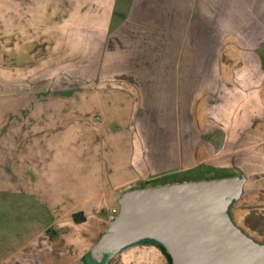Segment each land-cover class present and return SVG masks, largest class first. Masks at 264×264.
I'll use <instances>...</instances> for the list:
<instances>
[{
  "label": "crops",
  "instance_id": "obj_1",
  "mask_svg": "<svg viewBox=\"0 0 264 264\" xmlns=\"http://www.w3.org/2000/svg\"><path fill=\"white\" fill-rule=\"evenodd\" d=\"M24 1L32 7L25 16L45 23L46 30L37 35L41 39L36 35L21 37L42 40L43 48L29 65L14 69L93 71L89 73L92 81L85 86L108 85L109 77L124 80L115 86L129 89H96L95 101L104 104L94 110L53 111L49 105L37 104L29 112L30 127L25 128L21 140L12 143L15 159L9 165L14 171L13 188L8 185L4 143L5 148L0 149V172L5 173L0 193L14 192L33 200L32 209L46 212L49 221L28 241H0V264H83L86 249L80 246L87 240L86 226H90L91 247L108 230L112 210H120L124 187L139 181H166L156 185L194 181L189 177L194 172L222 174L219 177L244 175L242 194L231 205L230 215L238 228L264 244V138L247 142L253 121L264 117V100L257 94L251 102L246 101L237 85L239 101L233 99V104H228L229 112L211 116L204 112L216 66L202 61L208 37L203 40L197 34L189 45L175 42L173 46L171 38L177 39L174 30L167 40L166 32L160 35L149 23L134 24L137 9L154 6L150 0H128L118 18L120 0ZM168 1L154 0L156 10L162 13L156 22L165 21ZM175 1L180 5V0ZM72 59L77 65H70ZM79 98L85 101L87 95L81 93ZM171 103L175 105L166 109ZM74 116L89 120L72 122ZM257 127L263 124L256 126L255 132ZM40 132L48 134L51 142L40 143ZM256 144L261 157L255 167L254 159H247L245 152ZM233 150H245L239 154L243 161H231ZM77 213L85 220L76 222ZM50 230L56 231V237L49 236ZM136 246L151 249L157 257L165 255L157 242Z\"/></svg>",
  "mask_w": 264,
  "mask_h": 264
},
{
  "label": "rangeland",
  "instance_id": "obj_2",
  "mask_svg": "<svg viewBox=\"0 0 264 264\" xmlns=\"http://www.w3.org/2000/svg\"><path fill=\"white\" fill-rule=\"evenodd\" d=\"M127 1L120 0L117 7V18L124 13ZM150 1L152 2L151 5L154 6L144 5L143 10L141 7L135 11L138 17L136 18L137 21L134 20V24L148 26L147 23H149L151 29L161 31L160 35L166 32L167 40L170 32L174 30L177 39L171 38L173 46L175 42L180 43V45L183 44V47L189 45L197 34L201 35L203 40L206 36L208 37V43L205 41L203 44L205 58H202V61L206 63L208 61L215 62L216 66L215 79L208 88L211 91L206 94L210 101L205 104L204 109L206 108V110L204 112L208 115L219 114L223 111L229 112L230 107L228 104H233V99L239 101L237 99L238 92L235 93L238 86L241 88L243 99L246 101L251 102L257 94L262 95L264 100V0H180V5L175 0H171L167 2L169 9L167 8V17L163 22L162 20L156 22L157 19L161 18L162 13L156 10L158 5L154 0ZM30 7V3L24 0H0V144H3L0 149H4V145L7 144L5 148L8 152L6 174L8 180H10L8 185L12 184L11 188L14 185V171L9 164L13 163L15 159V150L12 143L21 140L25 128L30 127L29 112L37 104L49 105L48 108L53 111L60 109L72 111L94 110L102 108L104 104L101 101H95L96 89L111 87L129 89L123 85L115 86L118 82L119 85L124 83V80H110L109 77H107V81L111 83L108 85L85 86L84 84H89L92 81L90 80V74H93V71L14 69L19 65H29L31 61H34L31 58L35 57L36 59L37 53L43 48L42 40L21 38L26 35L34 37L39 33L41 35L42 30H46L45 23L41 25L33 21L31 17L27 18L25 16V12L30 10ZM147 17L154 18L155 21ZM141 19L145 23H140L142 22ZM179 33L181 36L178 35ZM190 37L191 40H189ZM30 49L34 52L32 53ZM76 57L78 58L79 55ZM70 65H77V63L72 59ZM81 93L87 95V100L80 101L79 95ZM236 94L237 96H235ZM53 95L55 97H52ZM48 99L50 101H47ZM172 105H175V103H171L166 109H171ZM45 109H47L46 106ZM71 120L76 122L89 119L74 116ZM203 120H205V116H203ZM262 124L263 127H257V132H255L256 126ZM54 135L58 139L62 137V134ZM46 136L48 134L39 133L40 143L41 141H45L46 144L51 142L48 141L49 137ZM257 138H264V117L262 119L256 118L253 121V133L247 135V142H253ZM232 145H236L234 140ZM259 148L260 145L256 144L245 152L247 159L249 157L252 161L254 159L255 167L259 164L261 157ZM244 151L233 150L230 155L231 161L236 163L239 160L243 161L242 156L239 154ZM1 168L0 165V170ZM4 174L3 171L0 172V179L3 178ZM219 176H222V174L208 176L204 173L194 172L189 177L201 180V178L210 179L219 178ZM159 182L166 181H139L135 182L134 185H127L123 188V191L139 188L140 185L145 184L152 186ZM31 203L36 204L33 200L14 192L0 193V241L15 238L28 241L49 221V215L36 208L34 211ZM89 227L86 226L87 240L82 241L80 246L82 249H86L83 264H91L92 262L99 264L92 258L95 245L89 247L91 244ZM154 242L156 241L145 239L129 245L114 255L109 264H165L164 256L166 257V255L157 257L154 256L155 253L151 249L136 246L141 243ZM105 261L106 259L102 264H106Z\"/></svg>",
  "mask_w": 264,
  "mask_h": 264
},
{
  "label": "water",
  "instance_id": "obj_3",
  "mask_svg": "<svg viewBox=\"0 0 264 264\" xmlns=\"http://www.w3.org/2000/svg\"><path fill=\"white\" fill-rule=\"evenodd\" d=\"M244 183L241 174L125 190L93 260L109 264L125 247L152 239L165 247L172 264H264V244L230 215Z\"/></svg>",
  "mask_w": 264,
  "mask_h": 264
},
{
  "label": "trees",
  "instance_id": "obj_4",
  "mask_svg": "<svg viewBox=\"0 0 264 264\" xmlns=\"http://www.w3.org/2000/svg\"><path fill=\"white\" fill-rule=\"evenodd\" d=\"M154 185H156V183L153 184V186H154ZM147 186H148L147 184L142 185V187H147ZM74 220H75L76 222H82V221L85 220V217H84V215H83L82 213H77V214H74ZM48 234H49V236H50L51 238L56 237V231H54V230H50V231H48ZM160 246H161V248H162V251L164 252V254H165L166 257H167L169 264H172V258H171V256H170L169 253L166 251V249H165V247H164L163 245L160 244Z\"/></svg>",
  "mask_w": 264,
  "mask_h": 264
},
{
  "label": "built area",
  "instance_id": "obj_5",
  "mask_svg": "<svg viewBox=\"0 0 264 264\" xmlns=\"http://www.w3.org/2000/svg\"><path fill=\"white\" fill-rule=\"evenodd\" d=\"M119 213L118 209H113L112 210V214H113V218Z\"/></svg>",
  "mask_w": 264,
  "mask_h": 264
}]
</instances>
